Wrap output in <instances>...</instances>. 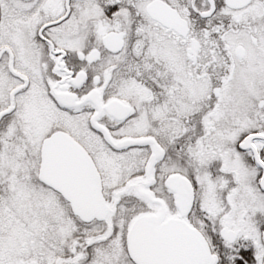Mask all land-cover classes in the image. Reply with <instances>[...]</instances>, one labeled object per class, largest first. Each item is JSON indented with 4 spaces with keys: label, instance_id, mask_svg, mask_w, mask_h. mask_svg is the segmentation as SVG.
<instances>
[{
    "label": "snow or ice",
    "instance_id": "snow-or-ice-1",
    "mask_svg": "<svg viewBox=\"0 0 264 264\" xmlns=\"http://www.w3.org/2000/svg\"><path fill=\"white\" fill-rule=\"evenodd\" d=\"M0 264H264V0H0Z\"/></svg>",
    "mask_w": 264,
    "mask_h": 264
}]
</instances>
